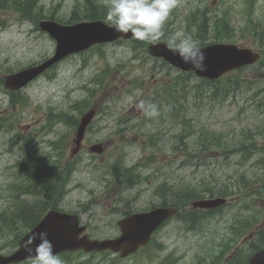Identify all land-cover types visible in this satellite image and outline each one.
<instances>
[{
	"label": "rangeland",
	"instance_id": "obj_1",
	"mask_svg": "<svg viewBox=\"0 0 264 264\" xmlns=\"http://www.w3.org/2000/svg\"><path fill=\"white\" fill-rule=\"evenodd\" d=\"M185 1L179 0L176 10L178 14H171L167 21L171 22L169 27L173 32L183 28L188 34L197 37L194 30H186L185 17L190 5ZM74 2L76 9H80L79 0H39L41 9L38 10L44 15L53 13L55 19L64 20L69 17ZM204 2L211 16L224 12L230 15L237 29L232 38L234 42L249 47L256 46L253 36L243 35L241 31L245 22V0H201V3ZM253 9V19L264 21V0H256ZM19 12L0 10V79L8 70H16L49 57L55 48L54 39L36 28L34 21L21 19ZM194 39L197 44L200 43V38ZM213 40L210 34L205 38V41ZM138 52L140 55L135 58L136 54L130 42H123L102 43L98 48L71 55L47 71L48 75L33 80L18 91L26 97L23 104H11L10 97L0 84V209L12 207L15 203L13 199L17 202L12 196L21 193L15 188L23 180L17 173L18 167L14 166L16 162L43 155H52L61 160L67 157L70 143L65 134L68 133L71 138L73 130L49 116L62 109L66 112L73 110L77 101L84 98L89 99L90 105L97 107V118L93 125L103 127L97 133L94 130L87 133V144L90 140L103 141L102 136L115 124L125 128L123 135L127 137L122 138L119 135L108 140L112 146L107 142L109 148L105 160L103 158L104 164L97 155L94 159L88 150L83 152L70 177L68 193L59 204L61 209L79 212L82 219L89 224L88 233L93 237H111L119 232L116 221L124 213L120 209L132 207L142 211L141 208L157 203L159 197L154 196L153 188L158 181L168 182L161 189L162 195L175 187L172 185L175 181L178 186H185L189 182L190 185L200 187L203 184L213 186L225 184L229 180L235 181L241 174L247 178L264 177V166H259L264 164V161H260L262 152L246 150V153L252 154L244 160L239 157L241 151L225 152L223 145L216 146L218 139L200 142L197 134L199 130L216 131L221 135L219 139L224 138L225 148H231L240 136L244 138L242 132L253 133L256 143L263 144L264 93L259 88L264 86V73L255 68H247L241 73L231 71L223 80L232 87L230 92L225 96L217 94L216 97L204 85L197 92L199 78L180 77V88L182 81H185V95L180 100L182 117L180 115L171 119L169 123L158 121L159 119L148 120L142 110L136 107L135 98L144 95L145 89L134 87L136 79L140 78L147 86H153L150 82L153 74L154 80H157L153 81L154 84L162 81L172 84V78L179 71L163 64L161 60L152 59L145 50ZM134 74H138V77ZM235 81L239 83L236 84ZM246 81L251 83L246 86ZM192 89L196 92L193 93ZM255 91L259 95H254ZM161 94L162 90L159 96ZM128 97H132L133 102ZM71 113L77 114L76 111ZM183 116L187 118L185 123H190V126L182 131ZM119 119L124 120V124ZM142 133L147 134L145 139L151 136L152 142L144 141ZM182 135L180 142L179 136ZM54 147L63 149L61 158L56 156L58 150ZM151 155L154 158L147 162ZM136 161L140 163L138 171L142 175L146 174L142 176L139 186L127 189L119 185V182H111L116 179L107 174L110 165L119 162L123 166ZM141 190L142 193H138ZM131 201L132 204L128 205ZM85 203H88V207L81 211L80 204ZM236 211L237 205L226 207L217 221H201L199 228L202 233L197 236V240L186 244L187 240L183 237L176 240V245L180 247L182 243L186 244L189 247L187 249H198L200 254L211 248L206 260L209 264H214L213 259L222 256L225 246L221 248L216 246L217 243L213 245V241L222 237L226 241L227 235L223 228L232 215H238ZM174 224L169 223L164 227L173 236L176 235L175 232H179ZM160 232L155 238H158ZM15 236L13 233L4 235L5 239L11 241L6 244L5 250L12 249ZM224 243L227 245V242ZM143 253L140 252V258H121L112 253H73L60 258L63 264H66L65 259L70 258L76 260L73 264H155L151 259H143ZM191 255L192 252H189L187 258ZM158 262L161 264L159 259ZM25 264H32V260Z\"/></svg>",
	"mask_w": 264,
	"mask_h": 264
},
{
	"label": "water",
	"instance_id": "obj_2",
	"mask_svg": "<svg viewBox=\"0 0 264 264\" xmlns=\"http://www.w3.org/2000/svg\"><path fill=\"white\" fill-rule=\"evenodd\" d=\"M40 26L47 30L56 41L55 54L43 61L41 64L31 66L5 77L4 85L10 88H18L28 80L35 77L47 66L55 62L61 56L83 49L95 41H109L120 36L128 37L131 33H117L114 28L108 27L100 21L81 22L72 27H64L50 21H41ZM204 52L205 71L196 72L200 76L216 78L223 72L250 63L257 58V55L247 49H237L233 45L214 44L201 48ZM153 55L163 56L172 64L191 70L190 64L181 62L179 57L174 55L165 44L153 43L148 48ZM94 114L93 110L86 112L80 119L76 132V142L82 138L85 126ZM220 200H208L201 206L209 207L219 203ZM175 211L174 208H158L149 213L136 214L125 219L120 224L123 233L115 239L91 240L88 236H79L84 227H78L77 217L73 214L61 213L56 210L49 211L44 218L19 241V248L7 257H0V263L18 261L29 255L23 249V241L34 232L46 231L48 239L53 244L54 253L61 250L84 249L85 251L110 249L121 251V254H128L141 244H144L152 229L163 219ZM247 264H264V252H259Z\"/></svg>",
	"mask_w": 264,
	"mask_h": 264
},
{
	"label": "trees",
	"instance_id": "obj_3",
	"mask_svg": "<svg viewBox=\"0 0 264 264\" xmlns=\"http://www.w3.org/2000/svg\"><path fill=\"white\" fill-rule=\"evenodd\" d=\"M36 1L37 0H0V8H13L19 10L22 17L33 21L42 16L53 19L52 15L45 16L37 10ZM187 1L190 2V0ZM176 10L177 9L175 8L172 11L173 14H177V12H175ZM187 13L188 14L185 17L187 25L186 30H194L197 37L193 38H200L201 43L204 42V38L209 33H213L214 39H225L233 33V26L229 24L228 17L215 16L211 18L206 15L204 11L199 10L197 12V7L195 6H190ZM104 14L105 9L100 3L87 0L82 14H79L77 10H73L66 22H73L79 18L96 19L102 17ZM190 27L191 29H188ZM167 36L169 35L164 34L162 38L167 41ZM256 36L260 39L261 36L264 37V29L258 32ZM201 82L211 86V89L214 90L217 89V84L219 83L216 80L209 81L204 79H202ZM21 96L16 97V99L18 101L23 100V97ZM12 101L13 103L17 102L15 99H12ZM62 118L69 123L74 117L62 116ZM15 165L18 166V174L23 178L22 182L16 185L15 188L18 189V192H22L21 194L30 195L32 200H23L18 204L19 206L17 208H12L8 212L5 211V218L0 216V223H4V226L0 224V231L7 230L12 232L17 231L20 226H32L38 216H40L47 207H54L56 205V202L63 192L61 188L63 187L64 181L67 179L66 174L71 171L69 165L64 166L60 161L55 159L52 160L49 157H30L29 159L18 161ZM204 187L205 186H200L199 189L195 186H191L188 194H194L197 190L201 192ZM216 189L219 194L223 187L218 186ZM205 190H210V188ZM199 195L197 194L194 196Z\"/></svg>",
	"mask_w": 264,
	"mask_h": 264
},
{
	"label": "clouds",
	"instance_id": "obj_4",
	"mask_svg": "<svg viewBox=\"0 0 264 264\" xmlns=\"http://www.w3.org/2000/svg\"><path fill=\"white\" fill-rule=\"evenodd\" d=\"M105 22L117 33L131 35L138 41L156 43L164 36V26L178 0H104ZM167 46L181 62L190 64L194 72L205 71L203 50L192 35L183 28L171 33ZM130 102L132 97H128ZM136 107L150 119L161 116V108L154 102L140 100ZM167 111V106H165ZM25 252L33 255L32 264H63L54 253L46 231L34 232L23 241Z\"/></svg>",
	"mask_w": 264,
	"mask_h": 264
},
{
	"label": "flooded vegetation",
	"instance_id": "obj_5",
	"mask_svg": "<svg viewBox=\"0 0 264 264\" xmlns=\"http://www.w3.org/2000/svg\"><path fill=\"white\" fill-rule=\"evenodd\" d=\"M256 204L255 215L248 223L249 229L242 235L245 239L241 241V243H243L246 240L245 245L253 250L264 246V230L261 229L264 226V204L262 203L261 197L257 198ZM245 224H247V222H245Z\"/></svg>",
	"mask_w": 264,
	"mask_h": 264
}]
</instances>
